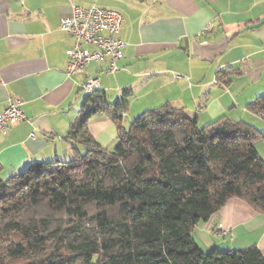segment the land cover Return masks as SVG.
Masks as SVG:
<instances>
[{
    "label": "trees",
    "instance_id": "trees-1",
    "mask_svg": "<svg viewBox=\"0 0 264 264\" xmlns=\"http://www.w3.org/2000/svg\"><path fill=\"white\" fill-rule=\"evenodd\" d=\"M131 96L88 94L70 162L0 179V264H264L256 246L204 251L193 238L234 199L264 215L260 131L226 116L200 127L170 103L127 127ZM247 109L264 120V95ZM102 116L118 128L112 150L88 130Z\"/></svg>",
    "mask_w": 264,
    "mask_h": 264
},
{
    "label": "crops",
    "instance_id": "crops-1",
    "mask_svg": "<svg viewBox=\"0 0 264 264\" xmlns=\"http://www.w3.org/2000/svg\"><path fill=\"white\" fill-rule=\"evenodd\" d=\"M72 6L123 16L127 47L115 75L103 74V61L84 76H66L73 39L59 20ZM86 76L99 79L111 103L132 92L124 124L130 111L165 103L200 127L226 116L260 131L255 145L264 160V120L247 109L264 95V0H0V115L12 99L25 115L6 135L0 132V179L37 162L72 160L67 137L90 106L81 88ZM88 130L104 149L114 148L118 128L111 119L96 117ZM193 238L204 251L256 246L264 255V215L234 199Z\"/></svg>",
    "mask_w": 264,
    "mask_h": 264
},
{
    "label": "built area",
    "instance_id": "built-area-1",
    "mask_svg": "<svg viewBox=\"0 0 264 264\" xmlns=\"http://www.w3.org/2000/svg\"><path fill=\"white\" fill-rule=\"evenodd\" d=\"M59 23L60 30L73 39V46L67 51L68 78L84 76L86 70L95 62H108V69L103 72L105 76L115 75L119 71L117 64L122 60L127 47L120 38L124 24L120 13L97 7L72 6L70 15L61 16ZM81 88L86 94L100 92V81L86 76ZM24 120L20 101L12 99L7 110L0 115V132L6 135L10 123ZM31 138H34V134ZM228 233L222 230L224 237Z\"/></svg>",
    "mask_w": 264,
    "mask_h": 264
},
{
    "label": "rangeland",
    "instance_id": "rangeland-1",
    "mask_svg": "<svg viewBox=\"0 0 264 264\" xmlns=\"http://www.w3.org/2000/svg\"><path fill=\"white\" fill-rule=\"evenodd\" d=\"M111 80H112V78H111ZM85 93V92H84ZM110 97V99L112 100V99H114V100H116L117 99V97H115V96H109ZM143 111H141V110H138L137 108L136 109H134V110H132V111H130L128 114H127V117H126V119H125V125L128 127L133 121H134V119L138 116V115H140L141 113H142ZM70 162V161H69Z\"/></svg>",
    "mask_w": 264,
    "mask_h": 264
},
{
    "label": "water",
    "instance_id": "water-1",
    "mask_svg": "<svg viewBox=\"0 0 264 264\" xmlns=\"http://www.w3.org/2000/svg\"><path fill=\"white\" fill-rule=\"evenodd\" d=\"M199 47H203V46H199ZM204 47H205V46H204ZM204 47H203V48H204ZM193 53H194V54H196V55H198V53H199V50H198V48H196V47H195V49H194V52H193Z\"/></svg>",
    "mask_w": 264,
    "mask_h": 264
}]
</instances>
